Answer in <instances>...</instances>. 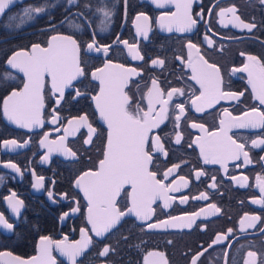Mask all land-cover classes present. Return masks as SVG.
I'll list each match as a JSON object with an SVG mask.
<instances>
[{
  "label": "flooded vegetation",
  "instance_id": "flooded-vegetation-1",
  "mask_svg": "<svg viewBox=\"0 0 264 264\" xmlns=\"http://www.w3.org/2000/svg\"><path fill=\"white\" fill-rule=\"evenodd\" d=\"M161 2L165 4L162 8L157 7L152 0H127L126 4L124 0H76L72 5L67 0H15L5 14L0 16V80L3 79L4 61L8 56L15 51H28L37 43L46 47L53 35H72L77 39L81 44L80 58L88 72L83 84L76 83V88L88 94L73 99L68 95L72 90H66L65 101L61 102L56 113L58 122L52 120V109L56 107L55 96L51 92L50 80L46 78L42 93L43 124L32 129L19 127L8 121L3 114V101L12 89H2L8 84L17 90L21 89L23 74L8 69L17 78L0 84V213L14 225L12 230L0 225V253L10 252L12 256L30 259L37 255L41 236H49L53 240H64L67 237L66 242L72 243L80 239L81 228H91L87 222V200L83 192L75 187V180L85 171L96 170L99 160L103 158L107 126L100 120L91 99L99 91V82L92 81L90 74L95 68L103 67L106 60H110L125 68H135L140 73L131 77L129 95L134 96L145 110L147 100L141 99V93H146L152 86V79H156L165 92L171 88L184 90L183 96L173 97L168 119L160 128L154 129V133L160 135L167 155L154 152L151 165V170L157 172V179L173 187L179 186L180 191L168 193L174 199L167 208L162 199H156L151 204L150 219L140 220L130 214L124 216L104 237H95L90 233L93 244L85 254L83 264H146V258L147 264H191L192 258L201 252L203 255L198 264H225V252L228 253L227 264H244L246 259L252 260L247 255L249 251L257 253L255 264H264V233L259 231L264 228V205L251 202L253 199H261L256 177L264 176V161L260 160L264 156V146L254 148L251 141L264 138V129L234 127L227 132L237 143L245 144L252 160L247 165H244L243 157L240 160L227 159L225 167L205 164L198 144L193 143L207 134L218 133L220 120L227 119L225 109L232 116H242L252 108L264 111V105L255 99L248 84V73L233 72V69L250 63L248 55L264 60V4L260 0H192L191 14L198 19L193 31L179 32L173 28V31L168 32L160 27L159 18L166 14L170 16L177 9L174 3H167L166 0ZM85 3L90 8H85ZM37 6L45 7V12H33L31 19L24 16L25 8ZM232 6L236 7V15L241 20L255 23L256 27L249 31L235 26L239 22L232 13H227L221 20L218 15L220 9ZM98 8L108 10L112 15L106 18L103 12L97 11ZM140 13L149 17L147 38L137 33V23H143L136 21ZM198 13H202V18L197 16ZM12 15L24 17L25 22L17 27L20 21L9 20ZM89 21L92 22L91 27L88 26ZM76 24L81 25L79 30L73 27ZM101 27L105 30L100 31ZM94 30L99 43L111 45L107 56L87 49L86 44L91 42ZM205 36L213 41L211 46ZM125 40L137 45L142 60L132 59L127 47L121 43ZM189 41L199 48V54L195 49L191 50L193 60L198 55L203 56L209 64L219 67L226 91L244 93L238 101L221 100L211 107L206 106L201 112L196 111L191 101L199 95L200 86L191 79L192 70L188 67ZM153 59H162L165 63L163 66L153 65ZM176 103H183L186 109L178 128L174 123V116L178 114V110H174ZM156 107L159 110V105ZM85 113L88 114L89 123L97 129L92 143H84L88 130L81 127L79 131L68 135L64 142L67 148L77 153L76 159L66 157L57 150L49 155L48 149L40 144L44 135L48 134L49 141L58 142L65 135L64 129L69 127L67 121ZM193 123L203 124L207 132L191 127ZM176 132L182 134L179 144L175 143ZM6 140H16L25 146L6 148L3 143ZM7 163L16 164L21 171L4 167ZM175 164L180 167L173 168L165 180L163 173ZM196 171H203L205 175L197 179ZM38 176L44 177L43 187L34 188ZM180 176L189 181L187 186L180 181ZM245 176L248 178L246 181L243 180ZM213 183L216 185L214 188L210 187ZM49 191L53 193L51 198ZM125 191H130V188L126 186ZM12 193L16 194L17 200L23 201L19 215L12 212L5 199ZM201 193L207 194L208 199L195 198ZM185 196L188 197L187 201L181 203V198ZM76 201H79L80 211L61 220L64 212L77 206ZM211 204H215L221 211L215 213L209 207ZM127 205L128 200L122 192L118 207L127 211ZM201 208L206 210L207 215L202 213L195 217L190 228L147 227L150 223L171 220V217H181L175 223L184 224L190 214ZM246 214L261 219L255 222L254 228L245 227L241 230L240 220ZM248 223L246 220L245 225ZM228 229L233 231L226 240L212 243L218 234H227ZM106 245L114 251L107 257H99L98 252ZM149 253H161L162 256H149ZM52 255L57 264H69L67 258L55 249ZM0 264H14V261L12 257L0 256Z\"/></svg>",
  "mask_w": 264,
  "mask_h": 264
},
{
  "label": "snow or ice",
  "instance_id": "snow-or-ice-1",
  "mask_svg": "<svg viewBox=\"0 0 264 264\" xmlns=\"http://www.w3.org/2000/svg\"><path fill=\"white\" fill-rule=\"evenodd\" d=\"M15 0H0V16H3L9 6ZM69 5L76 3V0H67ZM125 4L127 0H124ZM167 3H174L177 9L169 15H163L159 18L160 27L168 32L175 28L179 32H191L198 23V19L191 14L192 0H166ZM264 4V0H260ZM152 3L157 7H164L165 4L161 0H152ZM85 8H90L88 3L84 4ZM97 11L103 12L107 18L112 15L108 10L98 8ZM203 11V10H202ZM43 13L45 7H29L24 9V16L29 19L32 18V13ZM211 12V9L209 10ZM227 13H232L233 17L239 23L235 26L251 31L256 27L255 23L244 22L240 19L235 6L220 9L218 15L223 20ZM83 15V13H77ZM202 18V13L197 14ZM19 19V27L25 22L24 17H17L12 15L9 20ZM137 33L147 38L149 17L140 13L136 17ZM88 26H92L89 21ZM77 30L81 25L76 24ZM105 28L101 27L100 31ZM209 46L213 41L205 36ZM132 56L134 60H142L143 56L140 54L135 43L129 44L128 41H121ZM89 51L103 53L105 56L109 53L111 45L101 44L96 39L95 30L92 32L91 42L86 44ZM189 49L188 67L192 70L191 79L196 81L200 86V93L191 101L197 112H201L204 108L211 107L219 103L221 100H239L244 95L243 92L237 93L226 91L224 89V80L221 75L219 67L215 64H209L203 56L197 57L193 60L192 51L196 50L199 54V48L196 44L189 41L187 43ZM81 44L72 35H53L47 41V46L42 47L40 44H33L28 51L20 50L13 52L4 61V71L2 73L3 79L0 84L7 81L14 80L17 77L13 75L8 69L15 70L17 73L23 74V87L17 90L11 84L3 88L7 91L11 88V92L3 101V114L8 121L18 125L21 128L32 129L43 124L41 119V110L44 108L43 89L45 87V80L48 78L51 83V92L55 96L54 104L56 107L52 109V120L58 122L59 117L56 115L62 101H65L66 90L69 96L73 99L77 97L86 96L88 93L76 88V83L83 84V79L88 77L86 65L82 64L81 58ZM244 55V53H241ZM177 59H181L177 57ZM247 60L250 63L244 64L242 68H235L233 72H247L248 84L251 86L252 92L256 100L261 105H264V60L259 59L255 55H248ZM153 65L163 66L165 61L162 59H153ZM91 80L99 82V91L91 96L95 103V109L99 113V118L107 126L106 144L102 153L103 158L99 160L96 170H89L83 172L75 180V187L83 192L84 198L87 200V222L91 228L80 229V239L72 243H67V237L64 240H53L49 236H41L38 246L39 254L30 259H22L19 256H12V253H0V256L12 257L14 264H57L56 258L52 255L53 250L58 251L62 256L67 258L69 264H83L85 254L93 244V233L95 237H104L113 228L119 224L121 219L130 214H134L140 220L150 219L152 209L151 204L156 199L164 201V207L169 206V202L174 199L168 195L169 192H179L180 187H173L171 184H165L161 179H157V172L151 170V165L154 160V152L164 153L167 155L161 137L154 133V129L160 128V125L168 119L169 105L174 96H183L184 90L181 88H171L170 90L161 89L158 81L152 79L151 87L146 93H141V99L147 100V109L141 107L140 102L130 96L129 82L131 77L138 76L140 73L135 68H125L122 64H113L110 60L104 62L103 67L95 68L91 71ZM86 87V86H85ZM138 87V86H137ZM127 89V90H126ZM74 92V95H73ZM166 97V98H165ZM159 105V110H157ZM174 110H178V114L174 116L175 127H179V121L185 115L186 109L183 103H176ZM224 115L227 119L220 120V128L218 133L207 134L206 137L198 138L193 143L198 144L200 155L205 164H220L222 167L226 166L227 159L240 160L243 157L244 165L252 163L249 156V151L246 150L245 144L237 143L227 132L232 128H261L264 129V111H259L252 108L250 111L244 112L242 116H232L225 109ZM69 127L64 129L65 135L59 141H49L48 134L44 135L40 144L48 149L49 155L54 151H61L66 157L73 159L77 158V153L65 146V140L68 135L79 131L81 127H86L88 130L87 139L84 143L91 144L93 135L97 134V129L89 123L88 114L73 117L67 121ZM193 128H200L207 132L203 124L191 125ZM182 139L180 132L175 133V143L179 144ZM6 148L24 147V143H18L16 140L3 141ZM26 143V142H25ZM191 146V145H190ZM251 146L260 148L264 146V138H258L251 141ZM48 159L47 156L44 157ZM264 161V156L260 157ZM239 166V165H238ZM4 167H10L16 172L21 169L13 163H7ZM179 164L173 165L166 172L163 173V178L166 180L173 168L178 169ZM205 175L203 171H196L195 176L199 179ZM184 186H187L189 181L185 177L180 176ZM236 179V177H232ZM248 178L245 176L243 180ZM2 180V177H0ZM215 180V178H213ZM257 184L260 188L262 197L260 200L253 199V204L264 205V176L257 175ZM43 176L36 178L34 188L43 187ZM126 186L130 191H125ZM215 183L210 187H215ZM241 186H244L241 184ZM122 192L128 200L126 206L127 211H122L118 207V199L121 198ZM49 197L53 196L51 191L48 192ZM67 195V194H65ZM16 194L12 193L5 197L12 212L19 215L23 201L17 200ZM196 199H208L207 194L201 193ZM188 197H182L180 202L185 203ZM77 206L72 207L70 211L64 212L60 219L64 220L71 214L80 211L79 201H76ZM215 213L221 211L215 204L209 205ZM202 213L207 215L205 209L190 214L184 224H177L175 221L181 220V217H171V220L160 221L158 224H148V228L157 227H192L195 222V217H199ZM259 216H248L240 220L241 230L247 228H254L255 222L259 221ZM249 221L245 225V221ZM0 225L5 229L12 230L14 225L9 223L3 213H0ZM232 229H228L227 234H218L213 244L221 243L232 234ZM264 233V228L259 230ZM212 245H209L211 247ZM114 249L111 246H104L98 252L99 257H107ZM204 251H207L205 249ZM160 255L161 253H149V256ZM203 252L195 255L191 264H198L200 256ZM225 264H227V255L225 252ZM248 257L252 260L246 259L244 264H255L257 253L249 251ZM147 264V258H146ZM167 264V262H165Z\"/></svg>",
  "mask_w": 264,
  "mask_h": 264
},
{
  "label": "water",
  "instance_id": "water-1",
  "mask_svg": "<svg viewBox=\"0 0 264 264\" xmlns=\"http://www.w3.org/2000/svg\"><path fill=\"white\" fill-rule=\"evenodd\" d=\"M102 122H103V121H102ZM38 254H39V252H37V255H38ZM37 255H36V256H37Z\"/></svg>",
  "mask_w": 264,
  "mask_h": 264
}]
</instances>
